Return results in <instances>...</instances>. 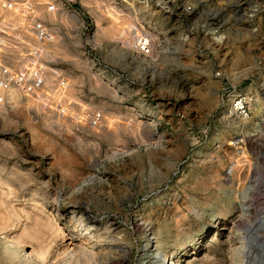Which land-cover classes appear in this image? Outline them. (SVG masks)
Instances as JSON below:
<instances>
[{
	"label": "rangeland",
	"instance_id": "1",
	"mask_svg": "<svg viewBox=\"0 0 264 264\" xmlns=\"http://www.w3.org/2000/svg\"><path fill=\"white\" fill-rule=\"evenodd\" d=\"M48 2L0 8L19 72L39 44L23 22L53 31L44 60L67 86L51 94L50 72L42 90L69 115L0 88V264H33L44 246V264H66L84 209L106 264H242L249 227L264 238V0H185L194 9L175 15L142 0ZM128 24L149 52L124 43ZM225 86L254 96L247 120Z\"/></svg>",
	"mask_w": 264,
	"mask_h": 264
},
{
	"label": "built area",
	"instance_id": "2",
	"mask_svg": "<svg viewBox=\"0 0 264 264\" xmlns=\"http://www.w3.org/2000/svg\"><path fill=\"white\" fill-rule=\"evenodd\" d=\"M45 0H0V8L12 9L22 6L24 12L31 14L33 12L34 5L44 4ZM46 5L53 7L51 0ZM72 0H62V2ZM142 3L148 5L149 3L162 10L168 15H175L176 13L188 14L194 9L192 5L187 4L185 0H142ZM20 4V5H19ZM25 15V16H26ZM24 27L19 29H26L29 35L38 42L32 45L25 44L28 47V52L25 55L26 66L22 72L15 70L12 66L6 63V51L11 49V42L16 44L15 38L12 35L16 31L12 24L5 19L0 20V88L3 91L12 92L15 90L24 97H37L41 96L44 100H48V92L43 91L42 87L49 73H53V76L57 82L55 89L56 95H61L60 92L64 91L67 83L66 79L62 77L59 72L49 70L44 60L45 45L54 39V33L51 28L42 22L36 20L34 17L27 20ZM18 31V30H17ZM134 40V49L138 53H147L150 51V39L143 29L134 30L132 33ZM9 55V54H8ZM219 75V72H217ZM54 80V79H53ZM223 87L224 97L228 101L229 112L231 116L239 120H247L251 114V105L254 96L250 92L238 91L235 86ZM62 93V92H61ZM99 114L92 115L88 118V123L92 125L98 121Z\"/></svg>",
	"mask_w": 264,
	"mask_h": 264
},
{
	"label": "bare ground",
	"instance_id": "3",
	"mask_svg": "<svg viewBox=\"0 0 264 264\" xmlns=\"http://www.w3.org/2000/svg\"><path fill=\"white\" fill-rule=\"evenodd\" d=\"M138 29L140 28L139 27L137 28V26L133 24H128L125 28L122 29V35L124 34L127 35L124 38L125 44L129 45L130 47H134V40L132 33L134 30H138ZM51 94L53 95L55 94L54 96H56V93L54 91ZM26 100L29 103V105H31L32 107L39 108L40 106H43L44 110L46 109L47 111L50 112V114H53V116L55 115L62 116L64 118L68 116L67 118H69V115H66V113H64L65 109H60L58 104L50 101L49 96H48V100H44L41 96H37L35 98L32 96L26 97ZM76 122L77 121H75V123ZM71 219L75 220V225H76V228H74L73 230L75 231L82 230V233L79 235H75L74 233L73 235L70 236L69 242L66 243V249L63 255L62 256L60 255V257L57 258L56 261L60 260L62 261L61 263H66V264L67 263L69 264L70 262L71 263L75 262L76 264H106V259L105 260L102 259L103 261L100 260L102 256L106 257V245L104 243L105 239L103 240L101 237H98V239L94 240L95 236L94 234H92V230H90V228L94 227L95 223L99 222V220H97L95 217H92L85 209L78 211L77 213L75 211L72 212ZM257 221L260 224V228L262 229L261 231H264V217H259ZM57 227L58 226H56V228ZM250 227L248 231H251L253 238L247 239L248 241L246 240L247 242L245 241L246 243H244L245 245L242 251L243 254L242 264H264V238L260 236L257 232H255V229L254 231H252L251 230L252 227L251 228ZM57 229H60V227ZM48 247L45 248L44 246V248L41 247V249L37 250V254L35 257L37 261H35L33 264H39V263L44 264V262H46ZM253 249H256L257 253H254ZM107 251H109V249Z\"/></svg>",
	"mask_w": 264,
	"mask_h": 264
}]
</instances>
